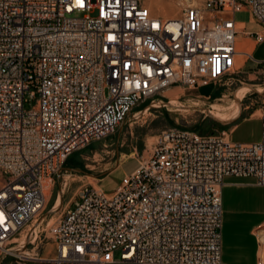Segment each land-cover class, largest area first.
<instances>
[{
  "label": "built area",
  "instance_id": "1",
  "mask_svg": "<svg viewBox=\"0 0 264 264\" xmlns=\"http://www.w3.org/2000/svg\"><path fill=\"white\" fill-rule=\"evenodd\" d=\"M242 8L264 25V0H204L168 17L144 0H0V258L221 264L223 177L264 185V99L258 140L165 129L113 191L83 184L39 227L65 159L113 133L137 104L233 82Z\"/></svg>",
  "mask_w": 264,
  "mask_h": 264
},
{
  "label": "rangeland",
  "instance_id": "2",
  "mask_svg": "<svg viewBox=\"0 0 264 264\" xmlns=\"http://www.w3.org/2000/svg\"><path fill=\"white\" fill-rule=\"evenodd\" d=\"M144 1L153 14L166 17L180 15L184 7L190 4L200 6L204 2V0ZM234 21L238 41L243 38V30L257 28L248 8L237 11L234 14ZM241 55L238 53L235 58L238 72L234 74L232 83L222 79L197 89L170 88L163 92L165 97L157 95L145 99L129 112L113 133L91 142L66 158L60 171L50 182L47 191L48 201L42 213L44 221L39 229L42 230L43 227V232L47 230L61 211L76 199L83 184H90L105 192L113 191L124 175L137 168V158L144 147L152 144L156 135L165 129L181 128L198 134L225 131L233 141L257 140L260 130L258 109L264 99L262 88L264 65H254V61L264 58V40L258 44L250 61L239 67ZM25 106L29 107V104ZM237 123L238 127L231 132ZM46 235L49 236L47 232ZM48 243L50 246L51 241ZM118 256L117 250L115 257ZM0 264L33 262H22L12 256H6L0 258Z\"/></svg>",
  "mask_w": 264,
  "mask_h": 264
},
{
  "label": "crops",
  "instance_id": "3",
  "mask_svg": "<svg viewBox=\"0 0 264 264\" xmlns=\"http://www.w3.org/2000/svg\"><path fill=\"white\" fill-rule=\"evenodd\" d=\"M254 22L257 24L256 29L243 30V38L239 41L236 39V49L242 54V58L240 57L238 61L239 67L250 61L258 44L264 40L257 43L253 35H246V33L258 32L264 36V25L255 20ZM254 62V65H264V58L255 59ZM262 85L264 88V82ZM258 122L260 125L259 120ZM239 123L234 125L230 131L236 129ZM220 234L221 264H255L262 255L264 250V185L256 184L253 177L235 175L223 177ZM114 258L118 261L115 253Z\"/></svg>",
  "mask_w": 264,
  "mask_h": 264
},
{
  "label": "bare ground",
  "instance_id": "4",
  "mask_svg": "<svg viewBox=\"0 0 264 264\" xmlns=\"http://www.w3.org/2000/svg\"><path fill=\"white\" fill-rule=\"evenodd\" d=\"M238 53H240L239 51H237V53H236V55L238 54ZM212 107V106H211ZM47 195V194H46ZM262 255L260 256V258L263 260V262H264V250L262 251V253H261Z\"/></svg>",
  "mask_w": 264,
  "mask_h": 264
}]
</instances>
